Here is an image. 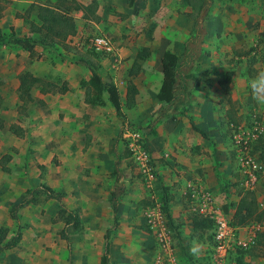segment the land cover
Returning <instances> with one entry per match:
<instances>
[{
	"label": "crops",
	"instance_id": "1",
	"mask_svg": "<svg viewBox=\"0 0 264 264\" xmlns=\"http://www.w3.org/2000/svg\"><path fill=\"white\" fill-rule=\"evenodd\" d=\"M17 1L25 5L23 11L17 12V10H11V6L3 5L0 14V30L2 32L12 28L19 36L27 35L36 39L38 35L30 31L25 19L26 11L30 5H34L28 19L36 20L37 6H48L74 18L76 34L67 37L68 49L72 47V39L83 33L86 21L99 20L101 17L98 0ZM143 28L141 26L139 29L143 30ZM111 32H113L112 28H106V32L103 29L94 32L91 36L102 34L110 37L114 46L112 53L95 52L85 43L84 51H77L78 55L76 56L75 53H65L67 58L61 60L58 57L59 61L55 62V66H52L51 62L55 59L48 58L49 53L39 45L34 46V55L31 57L28 51L19 45L0 43L3 47L0 58L4 62L1 63V66L5 65L6 67L1 72L4 78L2 91L4 92V89L13 90L17 95L15 112L19 117L17 120L22 118L15 125L20 126L24 134V128L27 126V124H23L24 120L29 116L33 117L34 120L31 123L33 146L38 149L45 145L52 146L53 153L47 154L45 160L50 159L53 155L61 162L52 169L54 176L57 177L52 181L54 185L48 186L53 191H61L67 208L79 213L81 228L71 231L68 241L60 235L64 226L62 220L57 216L60 203L54 198L48 197V199L55 201L53 203H58L54 220L62 223L58 235L65 241L66 246L70 249L71 236L74 233L79 232L83 236L84 241L77 244L75 250L77 259L81 261L83 258L82 250L86 251V254L92 251V244H86V241L95 240L97 242L100 236L104 239L106 231L114 226L115 214L117 225L115 231L109 235V246L110 238H112L109 252L120 254H117L111 262L109 260V264H117V258L120 259L119 264H124L120 257L126 256V254H128L127 256L137 254L135 243L144 245L147 242V246L151 244L154 247L155 255L158 246L146 227L145 213L155 203L161 206L159 198L155 197L156 190L161 195V201L164 196L167 197V213L171 216V220L176 221L178 217H184L181 221L184 222L183 226L185 227H180L179 230L182 228L188 232L182 234V242L184 240L186 244L191 243L189 240L194 231L193 215L190 213L185 218L186 213L190 211L189 195L194 187L211 192L216 205L224 211L234 225H238L234 219L235 209L241 198L247 193H254L258 211L264 210L260 207V203H264V191L261 190L264 176L257 180L253 188L243 186L241 183L244 175L238 166L235 151L232 147L233 154L230 156L227 154L224 135L216 128L218 125L214 110L216 93L211 92L208 99L199 100L200 96L196 92V88L201 81L197 78L196 82L194 75L191 74L192 78L188 80V90L185 93L179 92L171 103L159 100L157 97L163 80L162 56L164 52L171 51L180 55L189 34L187 33L184 39L182 35H176L179 45H176L174 37L171 39V45L166 30L164 33L156 30L150 37L149 32L145 33L141 39L132 37L131 41H125L122 37H117ZM91 36L87 34L86 39L89 40ZM143 47L147 48L148 53L143 59H137V53ZM72 55L77 61L70 59ZM9 61L14 62L8 64ZM135 63L138 64H136L137 72L134 71L131 74L129 70ZM90 67L96 70L105 84L112 83L116 86L122 116L117 115L105 90L102 92L104 101L102 105L86 100L87 93L93 92L87 84L92 75ZM51 69L60 71L62 74L50 72ZM23 71H29L32 76L40 77L44 81V84L39 83L31 86L30 100L27 95L25 99L20 97L19 75ZM129 84H132L135 90L131 103L127 101ZM43 87L50 88L48 91H42ZM230 93L225 90L222 92L228 103L226 114L232 113L236 117L239 105L234 100H229V97H232V95L229 96ZM178 99L183 103H177ZM234 116H232L234 121H238V117ZM0 118L3 120V127L0 129H3L6 125L5 120L1 115ZM249 118L238 123H247ZM262 119L264 121V117ZM27 122L30 123L28 120ZM127 126L135 127L146 135L155 174L151 187L144 184L128 156L122 136L123 130ZM23 134L17 135V137L20 138ZM231 143L233 146L230 135V145ZM130 172L137 173L139 179L137 181L130 180ZM121 188L123 191L118 197L117 212L115 213L112 208V192ZM21 200L11 202L10 206ZM139 202L142 203V206L139 205ZM34 204L30 203L21 208ZM10 206L7 207V214L13 220L9 216ZM247 221L238 225L240 227L239 235L242 237L247 236L248 231L245 226L250 222H261L264 225V220L251 218ZM18 225L21 226L20 223H17L16 230ZM171 230L174 254L180 261L187 263L186 259L181 256L184 253L183 250L177 246V239L180 238L177 235L180 234L178 232L176 235L173 228ZM21 233L23 236L22 226ZM118 240L121 241V244L123 243L124 247L121 249L114 247ZM136 240L139 241L136 242ZM103 243L96 246L95 249V254L98 255L96 258L99 257L98 260L87 262L84 259L82 263L75 264L98 263L104 251ZM147 250L143 248V258H145ZM236 255V252H230L225 264H235ZM243 258L250 264H264V230L257 232L256 244L243 253ZM188 263L191 264L190 261Z\"/></svg>",
	"mask_w": 264,
	"mask_h": 264
},
{
	"label": "rangeland",
	"instance_id": "2",
	"mask_svg": "<svg viewBox=\"0 0 264 264\" xmlns=\"http://www.w3.org/2000/svg\"><path fill=\"white\" fill-rule=\"evenodd\" d=\"M3 1L5 0H0V14L3 5L11 6V10H17V12L23 11L25 7L17 0L14 2L12 0ZM199 2L200 0H135L134 4L129 6L128 0H98L101 14L99 20L86 21L83 33L72 39L73 48L62 51L78 55L77 51H84L85 43L88 45L87 34L91 36L94 32L103 29L106 32V28H112L113 32L111 33L122 37L125 41H131L132 37L141 39L148 32L150 37L156 30L162 33L166 30L169 43L172 45L171 39L174 37L176 45H179L176 35H182L184 39L187 33L191 34L194 17L201 16L205 35L202 44L197 49L198 55L191 74L194 75L195 81L197 78L201 81L196 88V92L200 96L199 100L208 99L211 92L216 93L214 110L217 124L221 125H217L216 128L224 135L225 148L230 156L233 154L232 143L230 145L233 125L248 119L252 114H256L262 121V117H264V106H259L253 101L248 86L249 79L258 71L264 70V0H211L205 13L202 9L200 14ZM141 26L144 27L143 30L139 29ZM2 44H0V57L3 52ZM13 46L16 45L13 44ZM44 50L49 53L48 58L55 59L51 60L52 66H55V62L59 61V58L54 50ZM2 62L0 58V115L4 118L6 125L5 128L0 129V227L8 228L4 239L8 240L16 231L17 223H20L23 236L15 248L0 252V264H75L82 263L84 259L87 262L95 261L99 258H96L98 255L95 254L96 246L102 244L104 239L100 236L97 242L95 240L86 241V244H92V251L86 254V251L82 250L83 258L79 261L75 250L77 244L84 241L83 236L79 232L74 233L71 236L70 249L66 246L65 241L59 238L58 230L62 227V223L54 220L58 203H53L55 201L48 199L42 189L39 188L34 194L36 197L34 205L19 210L18 222L8 217L7 207L11 202L21 200L26 188L38 183L49 186L53 184L52 181L57 177L54 176L52 169L61 162L51 154V158L45 160L47 154L53 153L52 146L45 145L39 149L33 146L31 135L33 117L29 116L24 120L23 124L25 123L27 126L24 128L22 137L19 138L14 133L15 124L19 123L22 118L17 120L19 117L15 112L17 95L13 90L4 89V92L2 91L4 78L1 72L6 68L5 65L1 66ZM13 62L9 61L8 64ZM49 71L61 73L52 69ZM228 71L232 72L231 79L228 81L231 90L229 96L232 95L229 100H234L239 105L236 117L232 113L226 114L228 103L225 95H222L224 89L217 82ZM232 116L238 117L239 120L233 121L230 118ZM144 136L146 138L145 134ZM259 149L257 148V152ZM4 154H10L8 162L2 160ZM3 165L7 167V170L3 169ZM129 176L130 180L137 181L139 179L137 173L130 172ZM261 190L264 191V184ZM155 197L159 198L161 204V195L157 190ZM139 205L142 206V203L139 202ZM190 213L194 214L188 211L185 218ZM183 219L184 217H178L176 221L169 220L170 227L176 231V235L178 232L180 234L177 235L180 237L177 239V246L184 252L181 256L186 259L187 263L188 261L195 264L207 263V258L204 255H202L203 258H193L189 254L191 243L186 244L184 240L182 242V234L188 233L182 229L185 227L183 226L184 222L181 221ZM180 227L182 230H179ZM194 239L204 244V254L209 252L212 241L211 230H194L189 241ZM138 241L136 240V242ZM146 243L144 245L135 243L137 254L120 255L122 262L124 264H152L154 247L151 244L147 246ZM111 244L112 238H110V246ZM122 244L118 240L114 247L121 249L124 247ZM143 248L148 249L145 258H143ZM117 254L120 253H110V262ZM189 256L191 257L188 258ZM119 260L117 258V264H119Z\"/></svg>",
	"mask_w": 264,
	"mask_h": 264
},
{
	"label": "trees",
	"instance_id": "3",
	"mask_svg": "<svg viewBox=\"0 0 264 264\" xmlns=\"http://www.w3.org/2000/svg\"><path fill=\"white\" fill-rule=\"evenodd\" d=\"M244 1V0H242ZM134 0H129V5H133ZM211 0H200L199 2V14L203 9V13L208 9ZM34 5H30L28 7L25 19L29 25V29L31 32L36 33L38 37L33 39L31 36L27 35H17L16 32L11 28L8 32H2L0 30V43H10L19 45L24 48V50L28 51L29 55L32 57L34 55L35 45H39L45 49L54 50L56 55L62 60L67 58V54L63 53V49L66 51L69 48V45L66 43V39L69 36H74L76 34V24L74 18L71 15L62 13L55 8H50L48 6H37L35 14L36 20L28 19L33 10ZM78 7V6H76ZM75 7V8H76ZM200 17V19H199ZM194 17L193 19V29L191 34H189L184 42V49L180 55H177L171 51H165L162 56V69H163V80L161 87L158 91L157 97L159 100H162L167 103H171L176 99L178 93H185L189 87V79L192 78L191 68L194 65V61L197 58V49L203 42L205 30L202 24L201 16ZM94 51V50H93ZM96 52V51H95ZM148 53L147 48L143 47L137 53V59H143ZM72 61H77L74 55L70 58ZM135 63L133 67L129 70V73H133L136 70ZM92 70V75L88 81V87L92 89L93 92H89L86 95V100L93 104L104 103L102 99V92L105 90L108 93L109 101L114 106L117 115L122 116L120 110V100L117 88L114 84L108 83L105 84L101 77L98 75L96 70L93 67H90ZM232 72L228 71L221 79L218 81V84L223 88L227 93L230 92L229 88V80L231 79ZM20 81V97L31 99L29 90L32 85H38L39 83L44 84V81L40 77L32 76L29 71H23L19 75ZM42 81V82H41ZM197 82V80H196ZM195 82V83H196ZM46 83V82H45ZM194 83V84H195ZM47 84V83H46ZM49 85V84H48ZM195 86V85H194ZM50 88V87H49ZM48 87H43L42 91H48ZM134 87L132 84H129L127 87V101L131 103L133 101ZM179 104L183 102L178 99ZM177 107V106H176ZM233 119L232 117H230ZM234 121V119H233ZM3 127V120L0 118V128ZM14 127V126H13ZM14 133L18 136L23 134V129L20 126H15ZM264 146V134L259 137L257 142L253 145L254 152L257 151V148ZM259 149V150H260ZM10 154H5L2 156V160L8 162L10 159ZM3 169L7 170V167L3 165ZM42 189L47 197L54 198L60 203V209L58 211V218L62 220L64 226L60 231V235L66 241L69 239V233L71 231H76L81 228V222L79 220L78 211L69 210L63 201V196L61 191H53L46 184L34 185L28 189H26L22 200L18 203H12L9 208V216L13 220H18L17 212L18 210L26 206L30 203H34L36 197L34 194L38 189ZM122 188L119 190H115L112 192V208L113 211L117 212V200L119 195L122 193ZM168 199L166 196L163 197L161 202V208L163 212L168 216V225L170 226L169 220L171 216L168 211ZM254 218L256 220H264V210L258 211L257 201L254 193H247L241 200L239 201L235 212L234 219L238 225L244 224L248 222L247 220ZM192 223L194 230H202V229H211L212 222L207 217H203L199 214H193ZM117 225V217L116 214L114 216V226L109 228L104 235V243H103V254L100 257V261L94 264H109L110 260V252H109V235L115 231V226ZM8 233V228L0 227V252L11 249L18 245L21 240V226L18 225V229L11 235L8 240H4ZM69 245V244H68ZM247 252V250H236V258L235 264H250L245 261L243 258V253ZM207 258V262L209 264V258ZM189 256L188 258H190ZM195 264V263H191ZM207 264V263H205Z\"/></svg>",
	"mask_w": 264,
	"mask_h": 264
},
{
	"label": "built area",
	"instance_id": "4",
	"mask_svg": "<svg viewBox=\"0 0 264 264\" xmlns=\"http://www.w3.org/2000/svg\"><path fill=\"white\" fill-rule=\"evenodd\" d=\"M88 45L96 52L112 53L113 42L110 37L96 34L89 38ZM231 134L233 149L238 166L244 178L242 185L253 188L257 180L264 176V147L254 152L253 145L264 134V123L256 114H252L247 123L233 125ZM123 143L128 156L144 184L151 187L155 174L153 161L147 147L146 138L139 129L127 126L123 130ZM262 154V156H260ZM264 208V203H260ZM189 210L207 217L212 222L211 246L208 256L209 264H225L230 252L237 249L249 250L256 244L257 232L264 230L261 222H250L246 227V237L239 235V226L232 224L224 211L218 207L211 192L194 187L189 195ZM145 224L156 240L158 251L152 264H189L180 261L172 247V230L167 225V218L158 203L150 206L145 213Z\"/></svg>",
	"mask_w": 264,
	"mask_h": 264
},
{
	"label": "clouds",
	"instance_id": "5",
	"mask_svg": "<svg viewBox=\"0 0 264 264\" xmlns=\"http://www.w3.org/2000/svg\"><path fill=\"white\" fill-rule=\"evenodd\" d=\"M251 97L253 101L259 105L264 106V70L258 71L248 81ZM205 252V246L199 240H192L189 247V254L199 259Z\"/></svg>",
	"mask_w": 264,
	"mask_h": 264
}]
</instances>
